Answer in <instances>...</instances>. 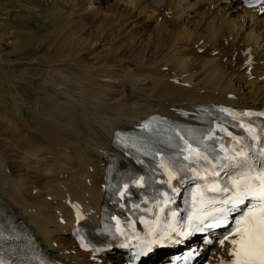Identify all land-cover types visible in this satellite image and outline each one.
I'll return each mask as SVG.
<instances>
[{"label":"bare ground","instance_id":"1","mask_svg":"<svg viewBox=\"0 0 264 264\" xmlns=\"http://www.w3.org/2000/svg\"><path fill=\"white\" fill-rule=\"evenodd\" d=\"M58 6L65 10L59 9L56 41L43 48L55 57H32L28 63L38 73L12 70L2 76L8 84L40 81L32 91L41 105L34 108L18 91L9 116L0 111V208L49 257L65 264H126L124 252L95 256L80 249L73 237V204L82 206L81 225L98 230L102 210L112 201L107 178L113 172L121 181L120 173L133 163L114 147L116 130H131L153 114L179 118L182 109L196 113L217 104L264 113V3L250 8L244 0H63ZM74 15L89 17L95 29L75 22ZM120 39L131 42L137 55L114 61L125 45ZM96 45L102 55L81 63L80 56ZM217 50L238 53L240 63L215 55ZM13 63L0 56L1 66ZM20 123L34 128L32 140ZM4 143L10 150L2 149ZM202 240L159 250L144 264L165 263L194 247L197 264L206 247ZM216 241L208 260L228 259L229 245Z\"/></svg>","mask_w":264,"mask_h":264},{"label":"rangeland","instance_id":"2","mask_svg":"<svg viewBox=\"0 0 264 264\" xmlns=\"http://www.w3.org/2000/svg\"><path fill=\"white\" fill-rule=\"evenodd\" d=\"M58 1L63 0H51L50 2H46L44 0H0V56H2L5 60H14L16 63H13V65L11 66L9 64L1 66L0 64V108H2V110L0 109V111L6 115L9 114L11 109V96L13 95V93H17L18 91H22L23 94L29 98V104H31L34 108L40 110L39 108L41 105V101H37L39 97L37 93H34L32 91L33 88H36V86L37 88L41 87L40 81L32 79L30 82L28 79L23 78L13 84H8L4 83V79L2 76L5 71H8L12 74H14L13 72H15L16 74L21 76H27L31 72L34 73L35 71H37L38 73V70H35V68L28 62L32 57L38 58L40 57V55H43L45 47L48 46L49 43H53L56 41L53 30L61 24V19L60 17H58V15L61 13L60 10L62 9H58ZM149 9L151 8H144V10ZM79 18L76 15L72 16V19L75 22L83 21L87 25L91 27L93 26V29H95V21H92L89 17L87 18V16L80 19ZM116 25L114 26H120L119 24ZM109 36H111V33H109L108 37ZM116 37H118V35H116L115 38ZM121 40L122 39H120V42ZM31 41L33 43V47H31L30 49H26L24 45L30 43ZM124 42V50H119V54L117 55V57H115L116 59L113 57L114 61L120 58L131 59L133 55H137V51L134 52L135 50L131 48V42H129L128 40H124L120 45H122V43ZM18 45H23L22 49H20ZM225 47L227 48L228 45H226ZM17 48L18 50H16ZM91 48L94 49L92 50ZM100 50L101 47L98 45H96L95 47H89L87 51L83 53L82 56H80L81 63H94L95 61L93 62V59L96 57L95 54H100ZM218 53L225 56L226 59L229 58L233 62V64L240 63L241 58L238 53L231 54L232 52L230 50H227L226 52H219L217 50L214 54L218 55ZM45 55L47 56V58L45 57ZM100 55H102V52ZM208 55H211V52H209ZM69 56L70 59L73 58V60L78 63V58L74 59V55ZM92 56L94 58H92ZM53 57H55V55L53 54H44V58L46 60H49ZM39 59L43 61V56H41ZM124 62L131 61H122V63ZM18 128L26 136V139L28 141L34 138V128L32 130H29L24 124L21 123L18 125ZM3 145L4 147L2 146V149H4L5 152L10 150L11 147L9 143H4Z\"/></svg>","mask_w":264,"mask_h":264},{"label":"snow or ice","instance_id":"3","mask_svg":"<svg viewBox=\"0 0 264 264\" xmlns=\"http://www.w3.org/2000/svg\"><path fill=\"white\" fill-rule=\"evenodd\" d=\"M240 155L243 156V152ZM257 179L259 187L255 190L250 186L241 190L238 182L234 184L237 191L236 203L242 202L250 194L259 203L250 207L236 222L233 232L237 238L231 241L233 245L231 254L234 258L232 264H264V175Z\"/></svg>","mask_w":264,"mask_h":264}]
</instances>
